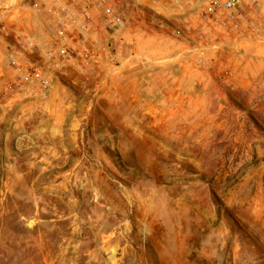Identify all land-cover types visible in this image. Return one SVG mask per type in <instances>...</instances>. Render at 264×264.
I'll list each match as a JSON object with an SVG mask.
<instances>
[{
	"label": "crops",
	"instance_id": "0c3cea01",
	"mask_svg": "<svg viewBox=\"0 0 264 264\" xmlns=\"http://www.w3.org/2000/svg\"><path fill=\"white\" fill-rule=\"evenodd\" d=\"M33 1L8 7L4 0L0 11V230L14 219L39 231L35 240L60 232L50 243L57 247L52 263H89L108 246L119 248V264H140L147 237L141 238L130 206L138 199L139 176L123 171L121 165L130 172L136 167L125 152H152L154 163L155 151L210 150L231 133V111L244 119H250L244 111H258V132H264V48L255 52L263 55L255 70L244 64L243 77L233 75L221 70L222 61L245 52L190 53L177 33H186L180 10L172 12L167 0H123L120 28L106 33L92 22L100 53L114 67L80 69L55 60L44 97L32 85L8 92L10 53L26 68L43 70L47 63L50 24L32 10ZM260 13L264 17V0ZM254 146L264 164V143ZM258 184V196L237 203L250 216L244 221L264 225V178ZM204 223L216 232L230 229L216 211ZM132 246L139 250L127 252Z\"/></svg>",
	"mask_w": 264,
	"mask_h": 264
},
{
	"label": "rangeland",
	"instance_id": "374dc122",
	"mask_svg": "<svg viewBox=\"0 0 264 264\" xmlns=\"http://www.w3.org/2000/svg\"><path fill=\"white\" fill-rule=\"evenodd\" d=\"M3 4L0 0V11ZM171 7L172 12L178 11ZM261 28L264 35V26ZM262 48V36L237 42L227 52L245 55L229 56L232 60L222 61L221 70L229 68L233 75L236 71L243 77L244 64L245 68H257L263 55L255 52ZM244 112L250 119H244L243 112L231 111V133L224 141L218 139L210 150L193 145L194 149L188 151H155L154 163L150 160L152 152H125L128 162L136 163V167L130 172L121 165L123 171L139 176V195L131 202V213L138 216L141 238L147 237L140 251L132 246L127 252L141 253L140 264H264V225L249 222L250 216L243 215L244 208L237 203L243 197L258 196V182L264 178V164L254 146L264 143L263 130L258 132L259 113ZM143 138L140 146L145 147L146 136ZM212 211H216L220 224L230 227L228 231L220 227L216 232L205 225L204 219ZM8 225L0 230V264H57L49 261L57 249L50 243L60 240V232H43L42 240H35L39 231L24 229L14 219ZM101 249L96 260L75 264H119V248ZM85 258L82 255L81 261Z\"/></svg>",
	"mask_w": 264,
	"mask_h": 264
},
{
	"label": "built area",
	"instance_id": "2783aa9c",
	"mask_svg": "<svg viewBox=\"0 0 264 264\" xmlns=\"http://www.w3.org/2000/svg\"><path fill=\"white\" fill-rule=\"evenodd\" d=\"M123 0H35L31 7L48 19L49 41L44 55L47 63L43 70L26 68L9 59L14 81L6 91L24 85H32L44 97L49 85L50 63L57 61L75 65L77 68L110 66L116 64L108 54L100 53V41L93 31L95 20L100 31L111 33L123 24V13L119 9ZM182 13L186 33L177 30L184 38L190 53L208 49L231 47L239 41H248L261 35L264 17L261 15V0H167ZM23 5L25 0H8L7 6ZM1 29V26H0ZM229 77L231 72L224 71Z\"/></svg>",
	"mask_w": 264,
	"mask_h": 264
}]
</instances>
